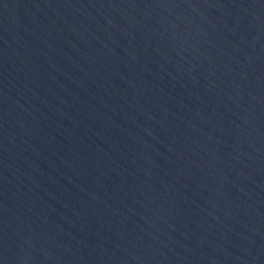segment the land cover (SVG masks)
<instances>
[{"label":"water","instance_id":"1","mask_svg":"<svg viewBox=\"0 0 264 264\" xmlns=\"http://www.w3.org/2000/svg\"><path fill=\"white\" fill-rule=\"evenodd\" d=\"M0 264H264V0H0Z\"/></svg>","mask_w":264,"mask_h":264}]
</instances>
